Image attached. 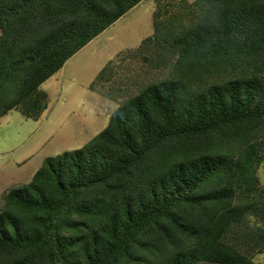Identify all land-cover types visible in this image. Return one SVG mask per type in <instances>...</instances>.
Wrapping results in <instances>:
<instances>
[{
  "label": "trees",
  "instance_id": "obj_1",
  "mask_svg": "<svg viewBox=\"0 0 264 264\" xmlns=\"http://www.w3.org/2000/svg\"><path fill=\"white\" fill-rule=\"evenodd\" d=\"M144 0H0V119ZM133 60L166 72L115 87ZM108 86V87H107ZM90 89L118 106L0 204V264H264V0H157Z\"/></svg>",
  "mask_w": 264,
  "mask_h": 264
},
{
  "label": "rangeland",
  "instance_id": "obj_2",
  "mask_svg": "<svg viewBox=\"0 0 264 264\" xmlns=\"http://www.w3.org/2000/svg\"><path fill=\"white\" fill-rule=\"evenodd\" d=\"M156 9L157 0L142 1L47 80L40 88L49 94V107L41 118L12 110L0 119V204L4 193L29 182L46 158L82 148L108 125L118 104L90 86L109 61L152 35ZM116 72L115 87L124 90L166 73L133 60L120 62ZM260 176L264 183V167ZM256 261L264 263V254Z\"/></svg>",
  "mask_w": 264,
  "mask_h": 264
},
{
  "label": "crops",
  "instance_id": "obj_3",
  "mask_svg": "<svg viewBox=\"0 0 264 264\" xmlns=\"http://www.w3.org/2000/svg\"><path fill=\"white\" fill-rule=\"evenodd\" d=\"M192 1H194V0H191L190 2H192Z\"/></svg>",
  "mask_w": 264,
  "mask_h": 264
}]
</instances>
